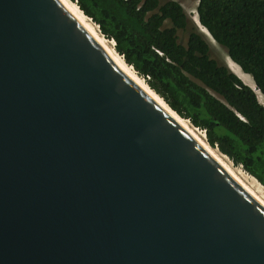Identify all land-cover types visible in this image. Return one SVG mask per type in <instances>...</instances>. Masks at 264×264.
I'll use <instances>...</instances> for the list:
<instances>
[{
	"label": "water",
	"instance_id": "water-1",
	"mask_svg": "<svg viewBox=\"0 0 264 264\" xmlns=\"http://www.w3.org/2000/svg\"><path fill=\"white\" fill-rule=\"evenodd\" d=\"M0 264H264V205L64 0H0Z\"/></svg>",
	"mask_w": 264,
	"mask_h": 264
},
{
	"label": "trees",
	"instance_id": "trees-1",
	"mask_svg": "<svg viewBox=\"0 0 264 264\" xmlns=\"http://www.w3.org/2000/svg\"><path fill=\"white\" fill-rule=\"evenodd\" d=\"M72 1L173 111L264 187V106L252 87L210 57L178 2ZM196 14L264 97V0H198ZM179 31L187 34L185 44Z\"/></svg>",
	"mask_w": 264,
	"mask_h": 264
},
{
	"label": "bare ground",
	"instance_id": "bare-ground-1",
	"mask_svg": "<svg viewBox=\"0 0 264 264\" xmlns=\"http://www.w3.org/2000/svg\"><path fill=\"white\" fill-rule=\"evenodd\" d=\"M84 21V23L90 28V30L94 33V35L99 39V41L106 47L112 58L115 60L119 68L123 71V73L133 81L143 92H145L153 101H155L164 111H166L175 121H177L192 137H194L230 174L231 176L238 181L244 188L250 191L253 195L257 197V199L264 205V187L259 184L256 180L252 182V179H248L249 177L245 174L241 168L236 167L230 159L224 154L220 153L216 148L210 146L203 134L199 132V129L192 126V124L179 116L176 112H174L166 102L161 99V97L156 94L146 83V81L140 77L135 70L126 64L122 56L118 55L115 50V45L111 40L106 39L101 32L99 31L97 25H95L88 17L84 16V13L80 11V7L75 4V2L71 0H64ZM198 22V19H197ZM199 23V22H198ZM234 64V63H232ZM238 68L236 64L233 65L231 69L235 74H239ZM241 72V71H240ZM243 73V72H242ZM255 92L260 94L257 91L255 84L252 87Z\"/></svg>",
	"mask_w": 264,
	"mask_h": 264
},
{
	"label": "rangeland",
	"instance_id": "rangeland-1",
	"mask_svg": "<svg viewBox=\"0 0 264 264\" xmlns=\"http://www.w3.org/2000/svg\"><path fill=\"white\" fill-rule=\"evenodd\" d=\"M167 1H176L182 6L185 13L187 14L188 19L197 27V30L200 32V34H202L203 38L208 43L209 48H210V57L212 59H215L219 64L226 65V66L228 65L229 69L231 70L233 68L234 64H232L233 62L226 55V51L221 46L217 45L214 42V40L210 37L209 33L204 28H202L200 26V24L197 22L198 18H197V14H196V6L198 3V0H159L160 4H163ZM166 26H167V24H166ZM177 35H178L179 43L185 44L187 34L185 32L179 31L177 33ZM238 71L241 74V75L236 74L238 76V78H240L246 85L253 87L254 82L252 81V78L249 75L242 73L240 68H238ZM232 73L235 74V72H232ZM258 99H259V102L264 106V97L261 94H258ZM199 132L202 134V132L200 130H199ZM205 138H206V136H205ZM238 168H241V170L245 174H247V176L249 177L248 179L249 180L252 179L251 181L252 182L254 181V183H255V181H256L255 178H253L251 175L246 173L242 167H238Z\"/></svg>",
	"mask_w": 264,
	"mask_h": 264
},
{
	"label": "built area",
	"instance_id": "built-area-1",
	"mask_svg": "<svg viewBox=\"0 0 264 264\" xmlns=\"http://www.w3.org/2000/svg\"><path fill=\"white\" fill-rule=\"evenodd\" d=\"M98 27V26H97ZM201 132H202V134L205 136V131L204 130H201V129H199Z\"/></svg>",
	"mask_w": 264,
	"mask_h": 264
}]
</instances>
